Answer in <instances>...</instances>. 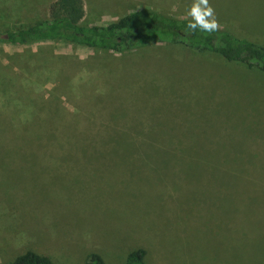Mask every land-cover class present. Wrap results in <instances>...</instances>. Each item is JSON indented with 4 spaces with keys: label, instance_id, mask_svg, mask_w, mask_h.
Listing matches in <instances>:
<instances>
[{
    "label": "rangeland",
    "instance_id": "374dc122",
    "mask_svg": "<svg viewBox=\"0 0 264 264\" xmlns=\"http://www.w3.org/2000/svg\"><path fill=\"white\" fill-rule=\"evenodd\" d=\"M51 1L0 0V33L46 18ZM82 2V24L103 25L140 7L190 19L194 0ZM209 5L235 35L239 21L264 29V0ZM48 123L137 135L142 152L69 146L34 161L26 147L21 165L0 159V264L27 250L124 264L139 247L146 264H264V73L171 44L115 54L0 41V152Z\"/></svg>",
    "mask_w": 264,
    "mask_h": 264
},
{
    "label": "trees",
    "instance_id": "16d2710c",
    "mask_svg": "<svg viewBox=\"0 0 264 264\" xmlns=\"http://www.w3.org/2000/svg\"><path fill=\"white\" fill-rule=\"evenodd\" d=\"M83 16L82 0H53L48 4L46 18L38 19L25 28L0 33V41L21 46L35 42L63 41L115 54L133 52L153 44H171L197 53H213L226 62L264 73V46L239 38L219 27L210 33L190 31L187 28L190 19L163 14L148 7L134 9L103 25H83ZM28 118L18 123L27 124ZM34 125L41 129L45 123L39 118V121H34ZM60 128L62 129L59 125L48 123L46 134L28 131L23 135H16L8 140L16 146L15 152H0V159L21 165V161L25 159L26 147L32 149L28 154L34 161L53 160L52 153L56 154L58 151L52 150L69 146L90 148L107 145L133 149L137 155L142 152V141L137 135H91L74 133L73 130L62 133ZM232 170V167L227 168L226 174L232 175ZM146 253L144 248H135L125 256L124 264H146ZM10 264L55 263L47 255L27 250L14 257ZM83 264H104V261L99 254L91 252Z\"/></svg>",
    "mask_w": 264,
    "mask_h": 264
},
{
    "label": "clouds",
    "instance_id": "9594fccd",
    "mask_svg": "<svg viewBox=\"0 0 264 264\" xmlns=\"http://www.w3.org/2000/svg\"><path fill=\"white\" fill-rule=\"evenodd\" d=\"M186 15L190 17L187 28L190 31L213 32L219 27L209 0H194Z\"/></svg>",
    "mask_w": 264,
    "mask_h": 264
},
{
    "label": "crops",
    "instance_id": "0c3cea01",
    "mask_svg": "<svg viewBox=\"0 0 264 264\" xmlns=\"http://www.w3.org/2000/svg\"><path fill=\"white\" fill-rule=\"evenodd\" d=\"M245 23H246V21L245 22L239 21V25H237V37L244 38V39L250 40L254 43H257L259 45L264 46V29L261 28L258 30L256 28V26H255V28L253 26H249V29H245L243 26V25H245ZM227 30H229V29H227Z\"/></svg>",
    "mask_w": 264,
    "mask_h": 264
},
{
    "label": "water",
    "instance_id": "95a60500",
    "mask_svg": "<svg viewBox=\"0 0 264 264\" xmlns=\"http://www.w3.org/2000/svg\"><path fill=\"white\" fill-rule=\"evenodd\" d=\"M3 38H6V35H3Z\"/></svg>",
    "mask_w": 264,
    "mask_h": 264
}]
</instances>
